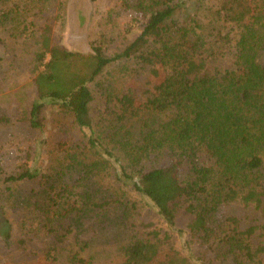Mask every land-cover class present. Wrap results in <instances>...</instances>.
<instances>
[{
  "label": "trees",
  "instance_id": "obj_1",
  "mask_svg": "<svg viewBox=\"0 0 264 264\" xmlns=\"http://www.w3.org/2000/svg\"><path fill=\"white\" fill-rule=\"evenodd\" d=\"M56 1L0 0V25L29 54L35 94L23 117L48 163L33 149L17 173L0 174V204H19L26 182L39 213L57 191L91 190L40 222L52 237L48 262L94 263L92 241L76 231L110 210L131 218L135 191L170 227L180 209L191 216L187 251L163 253L167 234L148 231L120 245L117 264H264V35L248 30L264 22V0H119L138 29L101 34L86 53L55 38ZM153 68L152 87L135 85ZM47 106L71 119L56 141L46 135ZM232 203L258 211L260 224L243 226L225 209Z\"/></svg>",
  "mask_w": 264,
  "mask_h": 264
},
{
  "label": "rangeland",
  "instance_id": "obj_2",
  "mask_svg": "<svg viewBox=\"0 0 264 264\" xmlns=\"http://www.w3.org/2000/svg\"><path fill=\"white\" fill-rule=\"evenodd\" d=\"M254 9L261 11L259 6ZM48 11L55 16L53 32L59 43L66 49L85 53L90 51L91 40L101 34H117L128 25L134 33L141 21L119 0H57ZM7 26L8 23L4 27L0 25V118H7L6 122L0 120V174L17 173L20 165L27 163L33 149H38L37 157L46 169L48 163L44 148H40L35 141V135L29 131L23 117V110L28 108L35 94L29 54L19 48L17 40L8 37ZM248 26L251 32L264 35V22L251 23ZM132 35L129 34L127 38ZM114 44L117 45V42ZM233 45L234 39L223 58L227 63L232 60ZM218 46L220 44L216 47ZM159 76L158 68H153L150 75L147 73L135 78L134 83L139 88L146 84L152 87ZM44 111L47 137L52 141L64 137L62 128L71 123L70 117L48 106ZM69 133L78 134L74 131ZM32 188L34 185L31 182L20 183V203L13 207L8 203L0 204V264H26L31 261L36 264H64L61 259L57 263L55 260L48 262L45 259L47 250L53 246L52 237L37 228H40V222H44V216H52L58 210L67 212L77 208L81 200L91 195L90 189L64 193L57 191L55 203H50L43 211L39 210V213L36 205L31 203L36 199L31 193ZM28 196L30 199L26 201ZM132 196L138 202L131 218L119 219L114 210H110L108 217L98 225L88 219L83 223L85 226L81 224L76 231L78 238L92 241L90 249L96 253L92 264H117L120 261V245L130 236L144 235L148 231H156L160 236L167 234L168 238L162 246L163 253H171L170 247L180 253L187 251V225L191 216L180 209L175 224L170 227L162 221L148 199L135 191H132ZM3 208L5 212H2ZM225 209L241 218L243 226L260 224L259 213L252 207L232 203ZM114 219H117V223L113 222ZM6 230L11 235L8 240L2 235ZM262 238L264 241V232ZM16 239L24 242L16 243ZM70 239H66L65 243Z\"/></svg>",
  "mask_w": 264,
  "mask_h": 264
}]
</instances>
